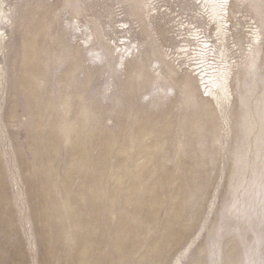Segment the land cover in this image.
Here are the masks:
<instances>
[{
    "label": "rangeland",
    "instance_id": "rangeland-1",
    "mask_svg": "<svg viewBox=\"0 0 264 264\" xmlns=\"http://www.w3.org/2000/svg\"><path fill=\"white\" fill-rule=\"evenodd\" d=\"M223 7L0 0V264H264V0Z\"/></svg>",
    "mask_w": 264,
    "mask_h": 264
},
{
    "label": "bare ground",
    "instance_id": "bare-ground-1",
    "mask_svg": "<svg viewBox=\"0 0 264 264\" xmlns=\"http://www.w3.org/2000/svg\"><path fill=\"white\" fill-rule=\"evenodd\" d=\"M225 1H227V0H203L205 5L209 8V10L211 12L212 18L214 19V21H216V23H218L219 26H221V24H222V18H221L222 13H221V11L224 8L223 6H224ZM208 41H209L208 39L202 40L201 45L203 46V48L209 45ZM203 66H205V65H200L197 68H201ZM208 69H210V70H208ZM200 72H202L201 75H202L203 83H205L206 84L205 87L208 88L205 90L208 92L207 95H205V96L209 97L210 99H214V101H216L218 103L219 100L222 98V96H224L225 91H226V82H227L226 72L223 71V69L219 65H216L213 67H208V68L206 67V68L202 69ZM261 108H262V111H264V103H262ZM261 123L264 124V116L261 117Z\"/></svg>",
    "mask_w": 264,
    "mask_h": 264
}]
</instances>
